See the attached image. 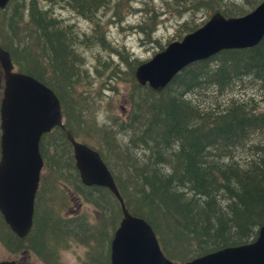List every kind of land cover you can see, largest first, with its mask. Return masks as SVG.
<instances>
[{
	"label": "trees",
	"instance_id": "obj_1",
	"mask_svg": "<svg viewBox=\"0 0 264 264\" xmlns=\"http://www.w3.org/2000/svg\"><path fill=\"white\" fill-rule=\"evenodd\" d=\"M173 1L182 12L200 7L210 17L218 11L224 16L242 15L261 0H235L230 4L224 0ZM110 5L120 15L131 9L129 0H10L0 9L2 46L18 70L36 77L56 93L63 120L67 117L64 129L57 126L41 138L42 156L50 155L48 146L54 148L53 166L49 163L44 167L49 174L41 179L31 232L25 238L17 237L0 215V240L12 254L33 253L45 264H57L56 239L63 243L72 235L87 245L93 242L99 246V250L94 252L93 246L87 254L93 264H110L111 236L102 231L108 222L101 218L99 225L87 226L76 221L78 217L70 218L74 220L71 222L55 216L52 206L57 187L54 175L63 178L62 171L72 174L73 194L91 203L97 213L101 210L104 214L111 207L114 229L121 219L119 203L108 188L81 184L65 131L68 127L77 134L68 113L77 120L81 112L85 120L106 89H79L103 72L98 66L94 72L86 68L81 50L95 44L80 40L81 27L61 17V11L74 10L95 22L96 13ZM180 9L168 11L165 7L164 12L177 14ZM161 13L154 11L153 23H158ZM197 27L199 24L185 20L179 25L178 35ZM96 42L104 44L103 39ZM108 60L100 62L97 58L101 65ZM134 63L138 61L128 62L130 69L125 74L112 76L130 83L125 118L115 117L109 123L119 135L126 133L129 141L120 143L115 131H110L111 141L108 147L105 145L115 167L128 162L132 173L128 171L124 181L102 150L96 149L111 169L128 210L151 224L163 252L176 262L254 240L264 224V37L253 47L221 50L189 64L158 92L138 84ZM244 83L249 87L234 92ZM255 129L262 130L254 138ZM45 143L49 144L46 148ZM49 176L53 184L47 181ZM41 192L45 193L42 201ZM73 194L69 196L74 198ZM38 203L51 210L37 217ZM50 249L54 256L49 254Z\"/></svg>",
	"mask_w": 264,
	"mask_h": 264
},
{
	"label": "water",
	"instance_id": "obj_2",
	"mask_svg": "<svg viewBox=\"0 0 264 264\" xmlns=\"http://www.w3.org/2000/svg\"><path fill=\"white\" fill-rule=\"evenodd\" d=\"M9 0H0L3 9ZM264 36V0L239 16L214 12L201 26L169 42L140 63L134 77L154 91L165 88L185 66L221 50L253 47ZM5 87L1 103L0 211L19 237L33 226L35 194L43 167L39 149L43 134L62 125L56 93L36 77L14 70L8 51L0 46ZM75 165L86 185L108 188L118 199L122 218L110 243V264H264V224L256 238L226 246L184 262L169 259L152 227L125 206L111 172L97 150L68 136ZM0 264H19L0 260Z\"/></svg>",
	"mask_w": 264,
	"mask_h": 264
},
{
	"label": "rangeland",
	"instance_id": "obj_3",
	"mask_svg": "<svg viewBox=\"0 0 264 264\" xmlns=\"http://www.w3.org/2000/svg\"><path fill=\"white\" fill-rule=\"evenodd\" d=\"M236 1L241 3L243 0ZM233 2H235V0H224V3L227 4ZM129 3L131 5V9L125 11L123 15L116 14V11L111 5V7H103L101 12L105 11L108 14L102 15V13L99 11L95 15L97 17L95 22H91L93 19L88 21L82 15L77 14L74 10L61 11V17L63 16L65 19L75 22L81 27L78 30L80 40L85 41V39H88L85 42L95 44V46L83 48L81 50L86 68H88L90 72H94V67L98 66L103 72L101 76L95 78L92 83L86 87H82V83L80 82L79 87H81L79 89H86L90 92H95L96 89L102 87L106 89L103 90L101 98H96V103H94L93 107L90 109V116L86 114L85 120L81 112H78L79 116H77V120L74 118L72 119L68 113L67 116L68 119H70V125L73 130L77 131V134L72 133L68 127L65 129V131L67 134L68 132L72 133L77 138V140L84 142L95 149H101L106 155V158L109 159L108 162L111 164L116 174L124 181L126 180L125 178L129 176L128 171L132 173V168L129 166L128 162H126L124 166L116 168L114 165L116 162H114V158L112 159V157L109 155L110 152H108L106 146L108 147V142L111 139V135L109 134L111 133L110 131H115V133L117 132L114 127L110 128L109 123L115 120V117H118L119 119L125 118V113L127 112L126 99L130 88V83L117 76L115 78L112 76H114L115 73L117 75L125 74L130 69L128 62H135L136 60L138 63H134L133 67L135 71L137 64L150 59L156 52L160 51L164 46H166L168 42L181 39L186 33H182L181 36H179L178 28L180 23L184 22L185 20H189L191 23H197L200 26L209 18L206 10H202L200 7L192 10L187 9L188 11L182 12L183 10L180 9V5H177L173 0H168L167 2H165V0H129ZM165 7L168 11L169 8L173 10L178 8L181 11L177 12L178 15L170 14L169 12L165 13ZM154 11H162L161 15L158 17V23H153L152 21ZM105 22L110 23L105 24ZM100 23H103V25L101 26ZM103 32L107 34V38ZM101 39L104 40V44L102 45L100 43L101 46L96 45L99 43L96 41ZM97 58H100V62H103V60H109L105 62V65H101L97 61ZM245 84L246 83H244L241 87L238 86L234 92L243 91L249 87ZM112 86H114L116 89L113 91L108 90V88ZM142 97H144L143 99L147 98L146 95H142ZM66 119L67 117L65 118V121ZM65 127L66 126H63L62 128L64 129ZM101 127L105 129H102ZM261 130L262 129H255L253 131L254 133L252 132L254 138ZM116 135L118 136V141L120 143H126L129 141L128 135L126 133H120V135L119 133H116ZM251 135L250 138H253ZM262 143L263 140L259 142V144ZM48 145L49 144L45 143L44 147L46 148ZM53 149V147L48 146L50 155H45V158L48 161L47 166H49L50 163L51 167L53 166V162L51 161ZM100 154L102 155V153ZM60 172L62 173L61 175L63 178L54 175L56 179L55 184L57 185L56 196L52 201L55 216L65 220L67 219L68 221L72 222L75 220L74 216L77 215L78 219H76V221H82L87 226L99 225V220L103 218L105 224L108 222V224L104 226L105 229H102L103 235L106 231L108 232L110 238L114 229L110 223V218L112 215L111 207L108 206L104 214H101V210L100 214L97 213L95 207L91 203L87 202L84 198H79L77 195L73 194L72 190H75V181H73L72 174H64L62 171ZM48 174L49 170L43 168L41 171V178L47 177ZM78 177L81 184L85 186V184L81 181L79 174ZM47 181H49L50 184H53L51 176H49ZM71 192L73 194L72 197L74 196L77 198V201L69 196ZM44 196L45 193L41 192L39 200L42 201ZM52 206L50 204V207ZM114 209H116L115 205ZM48 210H51V208L38 203L36 208V216H45L44 212ZM70 218H74V220ZM57 229L51 230L58 233L59 230ZM39 230H41V227ZM65 239L66 240H64L63 243H59V240L56 239V245L58 246L56 249L57 264H84L86 260L87 261L85 264H93V260H90L87 254L95 243L92 242L87 245L72 235L66 236ZM97 249L99 250V246L97 248L95 245L94 252ZM49 254L54 256L55 252L50 249ZM94 256L98 257L99 255L95 254ZM0 259H16L22 264H45V262L40 257L33 253L22 254L19 252L12 254L8 252L6 246L1 240Z\"/></svg>",
	"mask_w": 264,
	"mask_h": 264
},
{
	"label": "flooded vegetation",
	"instance_id": "obj_4",
	"mask_svg": "<svg viewBox=\"0 0 264 264\" xmlns=\"http://www.w3.org/2000/svg\"><path fill=\"white\" fill-rule=\"evenodd\" d=\"M0 46L3 49H5L4 46H2L1 36H0ZM4 75H5L4 70H3V67L0 63V142H1V103H2V98H3L4 87H5V76ZM0 159H1V147H0ZM88 187H92V186H88ZM73 199H75V201H77V198L74 197ZM0 215H1V218L3 219L1 211H0ZM74 217H77V215H75ZM3 221H4V219H3ZM4 223H5V221H4Z\"/></svg>",
	"mask_w": 264,
	"mask_h": 264
},
{
	"label": "bare ground",
	"instance_id": "obj_5",
	"mask_svg": "<svg viewBox=\"0 0 264 264\" xmlns=\"http://www.w3.org/2000/svg\"><path fill=\"white\" fill-rule=\"evenodd\" d=\"M10 1V0H9ZM147 30V29H146ZM264 37V36H263ZM188 66V65H187ZM186 67V66H185ZM184 67V68H185ZM183 68V69H184ZM182 69V70H183ZM181 70V71H182ZM180 71V72H181ZM180 72H178V73H180ZM177 73V74H178ZM176 74V75H177ZM65 124H66V122H65V118H64V120L62 121V125L61 126H59V127H63V126H65ZM57 127V126H56ZM256 128V127H255ZM68 136H71V137H73L76 141H78V142H81V141H79V140H77V138L73 135V134H71L70 132H68V134H67V138H68ZM81 143H84V142H81ZM84 144H86V143H84ZM88 145V144H87ZM88 146H90V145H88ZM91 147V146H90ZM103 158V157H102ZM103 160H104V158H103ZM105 161V160H104ZM106 162V161H105ZM42 165H43V167H46L47 166V162H46V159H45V157H44V155L42 156ZM107 166H108V164H107ZM109 168V167H108ZM110 170V172H111V175L113 176V179H114V181L116 180L115 179V177H114V175H113V173H112V171H111V169H109ZM115 183H116V181H115ZM86 185V184H85ZM86 186H95V185H86ZM96 186H100V185H96ZM116 186H117V184H116ZM102 187H104V186H102ZM39 191L40 190H37L36 191V194H35V202H36V200H37V197H38V193H39ZM34 207H35V205H34ZM150 226H151V224L147 221V220H145ZM152 227V226H151ZM153 229V228H152ZM154 230V229H153ZM155 232V231H154Z\"/></svg>",
	"mask_w": 264,
	"mask_h": 264
}]
</instances>
